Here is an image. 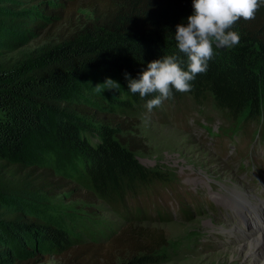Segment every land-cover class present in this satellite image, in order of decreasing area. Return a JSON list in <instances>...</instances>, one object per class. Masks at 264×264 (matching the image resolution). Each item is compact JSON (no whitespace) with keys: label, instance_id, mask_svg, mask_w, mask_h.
Returning <instances> with one entry per match:
<instances>
[{"label":"trees","instance_id":"obj_1","mask_svg":"<svg viewBox=\"0 0 264 264\" xmlns=\"http://www.w3.org/2000/svg\"><path fill=\"white\" fill-rule=\"evenodd\" d=\"M192 13V0H0V264H37L38 251H61L64 264H81L83 251L102 250L31 206L53 198L68 178L79 177L128 224L147 218L128 199L169 179L140 165L122 134V119L146 113L154 98L131 93L125 74L137 80L150 62L174 54L187 70L174 36ZM233 30L239 44L214 46L192 90L174 91L159 107L211 99L233 119L263 125L264 7ZM34 41L42 45L26 51ZM106 79L119 85L114 98L96 91ZM67 158L77 171L66 168ZM130 230L99 259L113 264L120 252L127 257L122 264H158L165 236Z\"/></svg>","mask_w":264,"mask_h":264},{"label":"rangeland","instance_id":"obj_2","mask_svg":"<svg viewBox=\"0 0 264 264\" xmlns=\"http://www.w3.org/2000/svg\"><path fill=\"white\" fill-rule=\"evenodd\" d=\"M40 45L34 41L26 51ZM105 81H98L96 91L105 99L116 97V88L102 85ZM177 103L163 105L155 114L132 113L122 119V134L137 149L138 163L169 179L128 199L130 209L138 206L147 212L145 220L128 224L94 199L79 177L68 178L53 198L31 205L83 242L102 247L100 252L83 251L81 264H107L99 258L129 229L165 236L158 264H264V255H247L249 246L264 238V123L233 119L211 99L193 102L186 97ZM65 164L78 170L71 158ZM37 254V264L66 261L61 251ZM113 257V264L127 258L120 252Z\"/></svg>","mask_w":264,"mask_h":264},{"label":"clouds","instance_id":"obj_3","mask_svg":"<svg viewBox=\"0 0 264 264\" xmlns=\"http://www.w3.org/2000/svg\"><path fill=\"white\" fill-rule=\"evenodd\" d=\"M260 7H264V0H192L193 13L186 26L176 25L174 36L179 53L187 57V70L181 66L184 61L180 55L163 56L150 62L137 80L125 74L129 91L141 98L154 97L146 103L148 112L173 99L174 91L190 92L196 76L207 72L215 55L214 46L228 49L237 46L240 35L233 30L234 25L241 19L254 20ZM102 85L119 88L111 79Z\"/></svg>","mask_w":264,"mask_h":264},{"label":"bare ground","instance_id":"obj_4","mask_svg":"<svg viewBox=\"0 0 264 264\" xmlns=\"http://www.w3.org/2000/svg\"><path fill=\"white\" fill-rule=\"evenodd\" d=\"M262 249H264V238H263V236H262V239H260L258 242L251 244V246H249V249L247 251V255H248V257L254 256V258L255 257L258 258L259 255H264V251Z\"/></svg>","mask_w":264,"mask_h":264},{"label":"water","instance_id":"obj_5","mask_svg":"<svg viewBox=\"0 0 264 264\" xmlns=\"http://www.w3.org/2000/svg\"><path fill=\"white\" fill-rule=\"evenodd\" d=\"M218 49H220V50H222V51L225 50V48H218Z\"/></svg>","mask_w":264,"mask_h":264}]
</instances>
